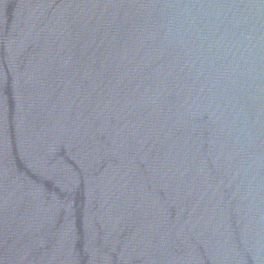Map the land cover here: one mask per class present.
Instances as JSON below:
<instances>
[{
  "label": "water",
  "instance_id": "water-1",
  "mask_svg": "<svg viewBox=\"0 0 264 264\" xmlns=\"http://www.w3.org/2000/svg\"><path fill=\"white\" fill-rule=\"evenodd\" d=\"M0 264H264V0H0Z\"/></svg>",
  "mask_w": 264,
  "mask_h": 264
}]
</instances>
